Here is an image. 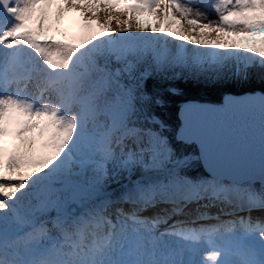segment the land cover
I'll return each mask as SVG.
<instances>
[{"label": "snow or ice", "instance_id": "1", "mask_svg": "<svg viewBox=\"0 0 264 264\" xmlns=\"http://www.w3.org/2000/svg\"><path fill=\"white\" fill-rule=\"evenodd\" d=\"M0 264H264V0H0Z\"/></svg>", "mask_w": 264, "mask_h": 264}, {"label": "trees", "instance_id": "2", "mask_svg": "<svg viewBox=\"0 0 264 264\" xmlns=\"http://www.w3.org/2000/svg\"><path fill=\"white\" fill-rule=\"evenodd\" d=\"M179 86L184 91V96L177 98L176 104L187 100H207L211 102H220L222 99L223 89L210 85V84H198L195 82L179 81ZM177 108L173 109L172 123L175 126L178 123Z\"/></svg>", "mask_w": 264, "mask_h": 264}, {"label": "rangeland", "instance_id": "3", "mask_svg": "<svg viewBox=\"0 0 264 264\" xmlns=\"http://www.w3.org/2000/svg\"><path fill=\"white\" fill-rule=\"evenodd\" d=\"M180 2L181 3H183V2H186V0H180ZM72 14H74V15H77V16H79V17H81L80 16V14L78 13V12H68L67 13V16H66V19H65V27H68V28H75V27H79L78 25H76V23L74 22V20H73V16H72ZM82 18V17H81ZM105 19H106V16H105ZM153 19H155V17H153ZM113 26L115 27L116 25H115V22H113ZM209 38H211V37H209Z\"/></svg>", "mask_w": 264, "mask_h": 264}, {"label": "water", "instance_id": "4", "mask_svg": "<svg viewBox=\"0 0 264 264\" xmlns=\"http://www.w3.org/2000/svg\"><path fill=\"white\" fill-rule=\"evenodd\" d=\"M192 102H197V103H212V104H216V103H221L222 102V99L220 102H211V101H207V100H191ZM177 117H178V120H179V112L177 110Z\"/></svg>", "mask_w": 264, "mask_h": 264}, {"label": "bare ground", "instance_id": "5", "mask_svg": "<svg viewBox=\"0 0 264 264\" xmlns=\"http://www.w3.org/2000/svg\"><path fill=\"white\" fill-rule=\"evenodd\" d=\"M72 16H73V20L76 23V25L79 26V25H81L83 23V18H81V17H79L77 15H74V14H72Z\"/></svg>", "mask_w": 264, "mask_h": 264}]
</instances>
